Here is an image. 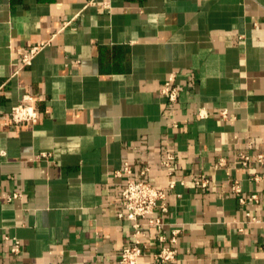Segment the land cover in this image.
I'll return each mask as SVG.
<instances>
[{"label": "crops", "instance_id": "crops-1", "mask_svg": "<svg viewBox=\"0 0 264 264\" xmlns=\"http://www.w3.org/2000/svg\"><path fill=\"white\" fill-rule=\"evenodd\" d=\"M26 95L39 122L9 125ZM258 155L264 0H0V264H119L133 244L118 216L125 163L156 187L179 182L163 216L166 236L183 227L169 264H264Z\"/></svg>", "mask_w": 264, "mask_h": 264}, {"label": "built area", "instance_id": "built-area-1", "mask_svg": "<svg viewBox=\"0 0 264 264\" xmlns=\"http://www.w3.org/2000/svg\"><path fill=\"white\" fill-rule=\"evenodd\" d=\"M42 47H33L22 58V66L31 65L34 56ZM161 93L165 95L169 101L176 102L178 100V90L175 87V78L170 77L164 84ZM38 99L33 95H26L21 102L12 108L10 113L5 117L9 125L22 127L27 125H35L39 122L40 112L37 109ZM207 113L200 111L199 118L207 117ZM220 117L225 121H230L229 113L224 110L220 112ZM45 154L40 157H45ZM252 160L249 155H243V165H247ZM256 160L263 163V155H258ZM175 161V156L172 153L167 154L163 161V166L170 170ZM224 164V159L219 162V165ZM147 169L141 175H145ZM171 173V172H170ZM118 177L125 180V186L122 191V211L119 213L120 219L128 220L133 225L132 239L133 244L123 247L119 264H144L142 258L146 249L149 247V239L159 244V249L152 255V261L149 264H169L177 261L178 256V238L183 231V227H177L172 230L170 236L163 234L165 222L163 216L168 213V189H174L177 186V181L170 180L167 187H156L144 179H138L132 176V169L128 163H125L123 169L116 173ZM194 182L198 186L207 187L208 179L205 176L195 178ZM183 184V182H180ZM240 192L238 188L235 189ZM18 195L10 197V200L17 198ZM253 200L257 196H252ZM14 245L11 248V253L18 255L22 251L21 242L16 238H9Z\"/></svg>", "mask_w": 264, "mask_h": 264}]
</instances>
